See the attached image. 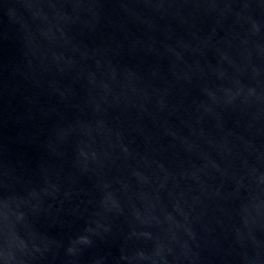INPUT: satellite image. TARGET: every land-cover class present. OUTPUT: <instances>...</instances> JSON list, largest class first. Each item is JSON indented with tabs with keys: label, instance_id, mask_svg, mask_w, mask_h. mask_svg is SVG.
<instances>
[{
	"label": "water",
	"instance_id": "water-1",
	"mask_svg": "<svg viewBox=\"0 0 264 264\" xmlns=\"http://www.w3.org/2000/svg\"><path fill=\"white\" fill-rule=\"evenodd\" d=\"M0 264H264V0H0Z\"/></svg>",
	"mask_w": 264,
	"mask_h": 264
}]
</instances>
